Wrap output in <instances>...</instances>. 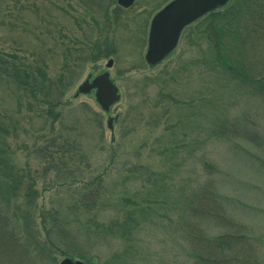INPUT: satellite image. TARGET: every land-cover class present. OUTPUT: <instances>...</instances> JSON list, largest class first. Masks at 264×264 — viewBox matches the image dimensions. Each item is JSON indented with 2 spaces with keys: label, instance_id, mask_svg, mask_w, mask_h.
<instances>
[{
  "label": "rangeland",
  "instance_id": "1",
  "mask_svg": "<svg viewBox=\"0 0 264 264\" xmlns=\"http://www.w3.org/2000/svg\"><path fill=\"white\" fill-rule=\"evenodd\" d=\"M170 1L136 0L124 9L117 0H97L103 9L96 12L90 0H0V145L36 191L33 201L22 190L12 197L0 175V201L9 213L20 207L27 216L26 226L22 218L13 225L27 240L23 250L12 247L0 264H60L67 246L90 264H194L187 232H223L187 218V199L200 186H209L222 214L246 230L247 244L264 247V98L225 73L215 47L219 39L235 72L254 61L264 71V44L239 31L249 0H230L217 11L236 7V20L215 27L203 18L185 28L176 48L151 68L144 62L150 21ZM94 44L109 56L78 63L79 52ZM250 57L256 59L246 66ZM68 62L83 68L64 82L59 117L49 118L37 95L18 88L23 77H15L29 66L34 76L40 69L59 80ZM104 71L119 95L108 113L93 94L75 95L88 75ZM53 136L70 139L81 154L68 161L78 178L68 187L45 174L34 154ZM93 178L101 193L85 206L76 189ZM44 225L53 229L47 236Z\"/></svg>",
  "mask_w": 264,
  "mask_h": 264
},
{
  "label": "trees",
  "instance_id": "2",
  "mask_svg": "<svg viewBox=\"0 0 264 264\" xmlns=\"http://www.w3.org/2000/svg\"><path fill=\"white\" fill-rule=\"evenodd\" d=\"M91 3V4H90ZM90 7H96V12H99L98 9L103 5L98 3L97 0H90ZM87 4V2L83 3ZM248 17L242 20L239 26L242 24V27L239 28L240 32L243 30L247 31L248 35H251L252 42L254 45L259 46L261 43H264V0H249L248 5ZM244 8V9H246ZM102 11L100 10V13ZM241 15V12L236 7H230L225 10L224 13L220 16L215 13H210L204 17V19H210L212 24L216 26V21H222V19H229L231 21L236 20ZM212 30L215 31L216 28ZM217 34V31H215ZM219 39L215 42V47L218 49L216 55L220 56L221 64L225 68V73L231 76V79L237 80V82L243 84L244 86L249 87L252 90V93L255 92L260 97L264 98V71H260L253 64V68H250L251 62H244L248 68L235 72L231 66L230 60L226 57L223 58V50L218 42ZM245 41V40H244ZM243 41V42H244ZM242 47V44H241ZM87 49L85 52L81 51L78 54V63H82L85 60L97 61L100 57L109 56L110 52H104L102 46L92 45L91 48ZM84 52L85 54H83ZM73 62V61H71ZM68 62L62 68V74H60L59 80H49L45 74L42 72H37L34 76L33 71L29 70L32 67H28L26 73L20 72V75H17L15 79H18L20 76L23 77L21 80H16L19 89L26 90L30 93L37 95L40 98V109L47 117H59L58 111L61 108V98H63L65 91L69 89V85L64 82L71 84L74 81V77L78 74V71L82 70L83 67L78 63ZM6 71V70H5ZM7 72L9 78L11 75ZM16 75V74H15ZM19 78V79H20ZM59 78V77H58ZM39 102V101H38ZM255 138V137H254ZM248 139L254 141L252 138ZM76 145L67 138L53 136L45 140L44 144L41 145L38 149L34 151L36 158H38L44 164L45 174L51 173L55 175L56 179L60 180L62 177V183L65 186L73 185L77 178L74 176L73 170L69 163L74 159L75 156H80L81 154L77 151ZM81 157V156H80ZM10 155L7 151L0 145V175L2 179L7 181V192L8 195H15V198L18 197L17 194L20 190L24 191V198L26 200L33 201L36 196V191L34 190V182L28 180L29 173L24 171L15 170V168L9 162ZM79 159V158H78ZM69 161V162H68ZM56 162H58L56 164ZM70 179V180H69ZM67 180V181H66ZM94 178L92 182H87L82 184V186L76 189V196L82 202L83 205H87V200L92 202V205H95L98 202L100 190L95 186ZM61 183V182H60ZM27 184V185H24ZM90 186L92 188H90ZM18 191V192H17ZM214 192L209 186H200L193 192V194L187 199V218L196 223L210 222L219 226L223 232L214 237H209L205 235L203 230L200 232H195L192 228L191 231L187 232L186 240L192 241L190 255L194 260V264H264V254H262L264 247L262 245H253L250 246L247 244L250 236L247 234L246 230L240 224H236L234 221L226 218L222 214V210L215 201ZM88 207L84 208L87 209ZM21 208L18 207L13 213H9L6 210L5 205L0 201V255H8L12 247L20 248L23 250V245L21 244L23 240L27 241L26 238L16 229L13 225H16L15 218H22L23 221L27 220L26 213L20 212ZM8 212V213H7ZM48 214V219L52 222V218ZM53 217V216H52ZM47 219L44 223H47ZM25 226H26V222ZM56 226H58L56 224ZM54 230L57 229L53 226ZM44 230L47 231V234H50L52 228H48L44 225ZM62 238L65 236L64 232L60 230ZM45 242L48 245L49 240L46 239ZM21 242V243H20ZM51 242V241H50ZM191 243V242H190ZM36 247V243L34 244ZM51 248V247H50ZM36 249V248H35ZM28 252L27 249L23 251ZM63 258H74L75 260L84 261L86 264H90L88 258L81 252H78L73 246H67L59 250Z\"/></svg>",
  "mask_w": 264,
  "mask_h": 264
},
{
  "label": "water",
  "instance_id": "3",
  "mask_svg": "<svg viewBox=\"0 0 264 264\" xmlns=\"http://www.w3.org/2000/svg\"><path fill=\"white\" fill-rule=\"evenodd\" d=\"M136 0H117L121 8H129ZM230 0H171L151 19L144 61L148 66H156L176 47L182 30L202 16L224 7ZM108 60L106 67L110 68ZM93 93L94 100L101 111L108 113L110 107L119 100L117 87L109 73L104 71L96 76L88 75L78 86L75 95ZM114 119L108 117L106 125L112 130ZM60 264H85L80 260L64 258Z\"/></svg>",
  "mask_w": 264,
  "mask_h": 264
},
{
  "label": "bare ground",
  "instance_id": "4",
  "mask_svg": "<svg viewBox=\"0 0 264 264\" xmlns=\"http://www.w3.org/2000/svg\"><path fill=\"white\" fill-rule=\"evenodd\" d=\"M263 44H264V43H261L260 45L263 46ZM252 52H253V51H252ZM252 52H251V53H252ZM254 59H256V57H250V58H247L246 61L249 62V60H250L251 62H253ZM111 61H112V60H111ZM156 66H157V65H156ZM156 66H151V68L156 67ZM91 94H92V93H91Z\"/></svg>",
  "mask_w": 264,
  "mask_h": 264
}]
</instances>
